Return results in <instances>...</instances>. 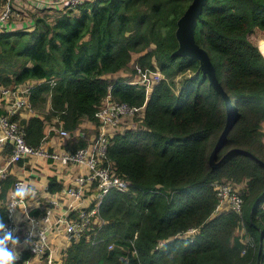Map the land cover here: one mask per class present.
Here are the masks:
<instances>
[{
  "label": "trees",
  "instance_id": "obj_1",
  "mask_svg": "<svg viewBox=\"0 0 264 264\" xmlns=\"http://www.w3.org/2000/svg\"><path fill=\"white\" fill-rule=\"evenodd\" d=\"M192 1H87L37 15L30 30L0 32V87L34 83L35 113L15 117L31 146H42L52 126L78 137L74 149L86 146L75 132L84 119L97 124L110 86L115 100L141 108L108 149L130 189L105 196L95 241L73 243L63 264H264V0H208L198 18L197 42L236 110L215 165L225 101L198 59L173 54L177 22ZM138 68L164 77L148 91L131 83ZM188 72L177 91L176 78ZM14 181H3L1 197ZM221 181L239 191L241 213H216ZM55 182L51 192L61 189ZM0 219L6 222L4 206ZM191 228L193 238L180 236Z\"/></svg>",
  "mask_w": 264,
  "mask_h": 264
},
{
  "label": "built area",
  "instance_id": "obj_2",
  "mask_svg": "<svg viewBox=\"0 0 264 264\" xmlns=\"http://www.w3.org/2000/svg\"><path fill=\"white\" fill-rule=\"evenodd\" d=\"M87 1L94 0H4V7L0 12V32L30 30L35 27L37 15H43L45 12L55 13L66 8L75 9ZM34 13L37 14L34 15ZM163 77L160 71L138 68V78L131 83H141L149 91L152 85ZM33 84L28 81L13 87H0V102H4L6 109L4 114L0 112V130L2 132L0 148L4 146L11 148L10 154L0 163V208L5 207L7 213L5 224L9 229H13L22 241L30 231L34 232L30 244L17 250L19 259L16 264H24L28 260V258L23 259V252H28L32 256H45L47 264H53V234L63 235L68 247L83 238L94 242L98 230L105 223V220L100 216V208L105 196L112 189L121 192H127L130 189V181L117 171L114 162L108 157V149L112 143V137L120 130V127L128 120L133 121L141 113V108L115 100L110 93V86L108 95L95 115L97 132L88 139V144L73 151L64 150L59 154H50L43 144L40 147H33L28 144L25 128L19 120L15 119L17 116L20 117L23 108H26L32 115L35 113L29 100ZM52 130L58 131L64 139L71 138L72 133L62 127H52ZM80 135L85 139L87 138L86 132ZM46 157L52 158L53 167L58 172L70 165H77L86 174L77 177L74 185L62 186L60 199L50 200L44 210H39L40 212H35L36 214L28 212L30 222L25 231L21 233L18 223L19 213L20 209L29 202L31 195L30 180L27 178L16 179L5 202L1 197L4 189L3 181L11 176L10 169L20 161L26 162L32 158L43 159ZM34 171H40V167L34 166L32 172ZM93 183L97 184L93 204L88 208H80L79 202L85 196L86 184ZM19 185L27 186L30 189V195L16 209L14 194ZM215 189L218 198L216 213L227 209L241 213L243 198L231 182H216ZM61 200L67 204L68 209L66 212L57 214L56 210ZM197 231L198 229L191 228L180 236L185 237L187 235L193 238ZM132 244L134 245V243ZM112 248L113 244L110 245V249ZM133 254L137 255L136 249L133 250Z\"/></svg>",
  "mask_w": 264,
  "mask_h": 264
},
{
  "label": "crops",
  "instance_id": "obj_3",
  "mask_svg": "<svg viewBox=\"0 0 264 264\" xmlns=\"http://www.w3.org/2000/svg\"><path fill=\"white\" fill-rule=\"evenodd\" d=\"M4 7V0H0V12ZM18 21V20H17ZM20 21V19H19ZM120 75H125V72H121ZM0 112L4 114L6 112L4 102H0ZM32 114L27 111L26 108L20 112V118L29 119ZM53 127V126H52ZM52 127L49 128L48 134L45 137V141L43 143L44 147L50 154H59L62 151H73L74 145L77 142V138L74 134L71 135V138L64 139L59 135L58 131L52 130ZM264 130V129H263ZM51 132H53L51 134ZM87 133V139L92 137L96 132V124L89 119H84L79 126L76 134ZM0 130V135H1ZM11 148L10 146H4L0 148V163L3 162L7 155L10 154ZM38 165L40 167V171L32 172L34 166ZM52 164V158H32L27 160L26 162L20 161L17 165H14L10 169V174L13 179L18 178H27L30 180L31 184V195L28 204L25 207L20 209L19 213V226L20 232L23 233L25 229L28 227L30 219L28 218L27 213L31 212V214H36L37 210H44L46 205L52 199L59 200L60 199V190L57 192H50L49 187L51 184V179H55V183H58L60 187H68L75 184V180L77 177L81 175H85L83 169L77 165H70L67 168H63L60 172H58ZM86 192L85 196L79 202L80 208H88L93 204L94 195L97 192V184H86ZM12 188L9 189L6 194V198L3 199L5 202L7 196L11 192ZM78 207V208H79ZM68 206L63 200L59 201V207L56 210L57 214L66 212ZM243 230L239 231V234L242 235ZM53 240V264H63V259L65 256V252L68 248V243L66 238L63 235H52ZM24 264H47L46 257L43 256H31L28 260L25 261Z\"/></svg>",
  "mask_w": 264,
  "mask_h": 264
},
{
  "label": "water",
  "instance_id": "obj_4",
  "mask_svg": "<svg viewBox=\"0 0 264 264\" xmlns=\"http://www.w3.org/2000/svg\"><path fill=\"white\" fill-rule=\"evenodd\" d=\"M207 2L208 0H193L184 12V14L179 18L176 30V37L179 46L173 54L177 56H187L198 59L200 61V68L203 71L204 75L209 78L210 83L215 87L217 91H219L225 101L228 115V123L210 156V163L212 165H215L217 164V153L225 142L227 133L229 132L234 123L236 110L235 104L233 103L230 95L226 92L222 83L219 81L216 72V67L208 51L204 47H202L196 39V28L198 18L201 15L202 10L207 4ZM263 237L264 235H262L261 240L263 239ZM261 248L262 243L260 244V252Z\"/></svg>",
  "mask_w": 264,
  "mask_h": 264
},
{
  "label": "clouds",
  "instance_id": "obj_5",
  "mask_svg": "<svg viewBox=\"0 0 264 264\" xmlns=\"http://www.w3.org/2000/svg\"><path fill=\"white\" fill-rule=\"evenodd\" d=\"M16 209L22 205L24 199L30 195V189L25 185H19L15 191ZM34 232L30 231L22 241L13 229L0 219V264H16L19 259L18 249L27 247L31 242Z\"/></svg>",
  "mask_w": 264,
  "mask_h": 264
},
{
  "label": "rangeland",
  "instance_id": "obj_6",
  "mask_svg": "<svg viewBox=\"0 0 264 264\" xmlns=\"http://www.w3.org/2000/svg\"><path fill=\"white\" fill-rule=\"evenodd\" d=\"M47 12H45L43 15H38V16H44L45 14H46ZM37 13H34V15H36ZM47 14H49V15H53V13L52 12H48ZM132 70H133V68H131ZM130 69V70H131ZM163 75V74H162ZM191 75V73L190 72H188L187 73V75L185 74V75H182V76H178L177 78H176V82H177V91H178V88L181 86V83H182V80H183V78L185 77V76H190ZM164 76V75H163ZM26 83V82H25ZM136 119V118H135ZM133 120V121H131V120H128L127 122H125L124 124H123V127L124 126H127V125H130V126H133V125H135V123H136V120Z\"/></svg>",
  "mask_w": 264,
  "mask_h": 264
}]
</instances>
